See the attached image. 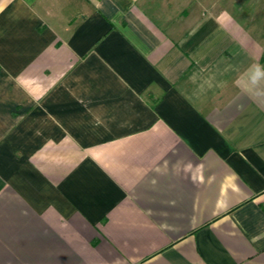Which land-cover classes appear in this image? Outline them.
<instances>
[{"label": "crops", "instance_id": "crops-1", "mask_svg": "<svg viewBox=\"0 0 264 264\" xmlns=\"http://www.w3.org/2000/svg\"><path fill=\"white\" fill-rule=\"evenodd\" d=\"M255 65L264 0H0V264H264Z\"/></svg>", "mask_w": 264, "mask_h": 264}, {"label": "clouds", "instance_id": "clouds-1", "mask_svg": "<svg viewBox=\"0 0 264 264\" xmlns=\"http://www.w3.org/2000/svg\"><path fill=\"white\" fill-rule=\"evenodd\" d=\"M264 80V67L255 65L249 76V83L256 87V95L258 97H264V88L258 87L260 82Z\"/></svg>", "mask_w": 264, "mask_h": 264}]
</instances>
